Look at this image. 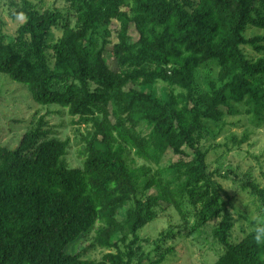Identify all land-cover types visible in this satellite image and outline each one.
<instances>
[{
  "label": "trees",
  "instance_id": "16d2710c",
  "mask_svg": "<svg viewBox=\"0 0 264 264\" xmlns=\"http://www.w3.org/2000/svg\"><path fill=\"white\" fill-rule=\"evenodd\" d=\"M5 1L10 18L22 21L12 35L0 30V75L89 129L78 168L65 162L69 139L50 138L44 116L16 147L0 145V264H162L173 250L168 241L197 240L213 222L210 236L225 250L213 264H264L252 230L230 242L231 200L202 146L215 138L213 126L237 114L234 104L253 124L264 120V34L245 36L250 28L264 33V0H68L72 15ZM210 66L216 79L201 87L198 72ZM157 85L164 103L141 91ZM129 152L145 164L131 168ZM240 187L264 212V189ZM183 201L195 210L191 226ZM163 204L186 226L159 233L146 255L138 232ZM96 224L90 248L117 251L98 261L86 258L87 248L71 250Z\"/></svg>",
  "mask_w": 264,
  "mask_h": 264
},
{
  "label": "rangeland",
  "instance_id": "374dc122",
  "mask_svg": "<svg viewBox=\"0 0 264 264\" xmlns=\"http://www.w3.org/2000/svg\"><path fill=\"white\" fill-rule=\"evenodd\" d=\"M41 12L59 10L62 13L72 9L68 0H31ZM5 2V3H4ZM20 19L12 20L7 12L5 0H0V30L12 35L17 28ZM254 28L245 32L248 38L254 35H263ZM59 33L55 32L52 37L54 42ZM244 51L251 57L257 58L259 55L252 49L244 48ZM105 56L109 64L112 65L114 58L110 50L105 51ZM217 69L210 66L200 69L198 72V84L204 87L206 81L216 79ZM141 91L158 99L164 103L166 101V89L161 86H144ZM237 111L235 115H227L223 118V125L213 130L216 134L214 139H209L202 143L203 149L207 151V164L213 178L218 182L231 200V214L233 216V229L230 242L236 243L240 238L248 233L255 226L257 221H264V212L256 196L249 190L241 189V185L246 182L257 183L264 189V120L260 125L253 124L243 109L234 104ZM44 116L47 121L46 128L50 130V138L56 137L60 140L69 139L70 147L65 156V162L70 168H78L82 165L80 152L84 147L83 137L88 131L86 126H75L72 124V117L66 109L57 105L39 106L34 103L28 90L21 84L13 82L9 77L0 75V145L8 148L17 146L22 135L33 128L40 117ZM141 134H147L148 130L142 126L139 128ZM97 147H100L98 144ZM175 158L174 160H176ZM127 161L131 168H137L145 161L134 155L133 152L127 154ZM169 174L165 173V179ZM152 191L147 194H151ZM147 194L138 193L136 199L144 201ZM155 206L153 211L156 218L148 223L138 232L143 240L140 243L143 252L151 255L154 249V242L162 231L183 230L186 224L174 207L163 208ZM182 210L186 215L188 226L195 223V210L183 201ZM131 209V204L125 207L117 219L125 217L126 212ZM207 225L202 236H197V240L187 237H176L168 241L165 248L173 250L168 254L162 264H213L223 253L224 246L220 245L210 236V229L215 225ZM99 224L90 230L87 236L81 239L72 247V252H77L87 248L86 258L95 261L101 260L106 253H116L115 249L100 250L90 248L93 242L95 229ZM131 238L125 243H120L119 248L125 251V246L129 244ZM152 256V255H151Z\"/></svg>",
  "mask_w": 264,
  "mask_h": 264
},
{
  "label": "clouds",
  "instance_id": "9594fccd",
  "mask_svg": "<svg viewBox=\"0 0 264 264\" xmlns=\"http://www.w3.org/2000/svg\"><path fill=\"white\" fill-rule=\"evenodd\" d=\"M254 239L258 244L264 245V221H257L252 228Z\"/></svg>",
  "mask_w": 264,
  "mask_h": 264
}]
</instances>
